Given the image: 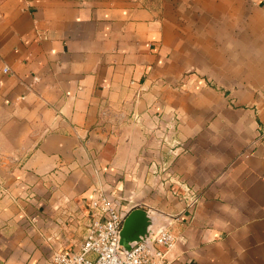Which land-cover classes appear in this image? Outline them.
<instances>
[{"label": "crops", "instance_id": "0c3cea01", "mask_svg": "<svg viewBox=\"0 0 264 264\" xmlns=\"http://www.w3.org/2000/svg\"><path fill=\"white\" fill-rule=\"evenodd\" d=\"M97 186L166 264H264V0H0V264L79 248Z\"/></svg>", "mask_w": 264, "mask_h": 264}, {"label": "built area", "instance_id": "2783aa9c", "mask_svg": "<svg viewBox=\"0 0 264 264\" xmlns=\"http://www.w3.org/2000/svg\"><path fill=\"white\" fill-rule=\"evenodd\" d=\"M4 71L8 72L10 68L6 66ZM174 192L189 201V208H192L201 196L200 191L183 182H180ZM90 209L92 217L79 248L57 251L52 258V264L167 263V254L176 242L172 222L163 230L153 233L154 252L144 243H138L129 252H125L119 244V234L128 211L120 208L101 186L94 190Z\"/></svg>", "mask_w": 264, "mask_h": 264}, {"label": "water", "instance_id": "95a60500", "mask_svg": "<svg viewBox=\"0 0 264 264\" xmlns=\"http://www.w3.org/2000/svg\"><path fill=\"white\" fill-rule=\"evenodd\" d=\"M170 222V217L160 213L152 214L144 208H134L125 217L119 234V244L125 252H129L136 244L144 243L154 252L153 233L163 230Z\"/></svg>", "mask_w": 264, "mask_h": 264}, {"label": "rangeland", "instance_id": "374dc122", "mask_svg": "<svg viewBox=\"0 0 264 264\" xmlns=\"http://www.w3.org/2000/svg\"><path fill=\"white\" fill-rule=\"evenodd\" d=\"M145 1H148V2H150V3H156L157 2V0H145ZM159 1V0H158ZM108 194V193H107Z\"/></svg>", "mask_w": 264, "mask_h": 264}]
</instances>
